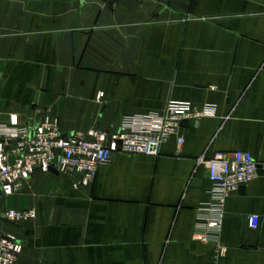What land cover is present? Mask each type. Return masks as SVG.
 Segmentation results:
<instances>
[{"label":"crops","instance_id":"obj_1","mask_svg":"<svg viewBox=\"0 0 264 264\" xmlns=\"http://www.w3.org/2000/svg\"><path fill=\"white\" fill-rule=\"evenodd\" d=\"M171 101L213 112L182 125L180 148L113 153L86 188L38 173L0 195V234L23 245L15 264H264L260 172L206 228L218 220L206 162L236 150L264 162V0H0V130L47 114L66 134H115ZM8 209L37 218L14 225Z\"/></svg>","mask_w":264,"mask_h":264},{"label":"built area","instance_id":"obj_2","mask_svg":"<svg viewBox=\"0 0 264 264\" xmlns=\"http://www.w3.org/2000/svg\"><path fill=\"white\" fill-rule=\"evenodd\" d=\"M212 113L211 107L196 109L187 102L171 101L162 114L124 117L115 134L98 128L66 134L59 120L47 114L38 116L29 126L21 125L17 116H10L7 126L0 130V195H14L36 174H48L50 169L70 175L74 189L86 188L94 182L98 169L109 162L113 153L121 151L157 158L167 140L175 138L179 148L183 145V123ZM206 165L212 185L211 207L218 216L217 221L206 224L207 230L212 231L220 227L225 200L252 182L259 172L264 177V162L259 164L250 152L236 150L228 154L216 153ZM3 218L21 226L35 220L37 212L34 209H8ZM248 227L251 230L258 227L256 216L248 218ZM192 239L201 243L211 241L204 232L194 233ZM22 251L19 239L0 234V264H15Z\"/></svg>","mask_w":264,"mask_h":264},{"label":"water","instance_id":"obj_3","mask_svg":"<svg viewBox=\"0 0 264 264\" xmlns=\"http://www.w3.org/2000/svg\"><path fill=\"white\" fill-rule=\"evenodd\" d=\"M103 1H106V0H103ZM110 2H112V1H110ZM182 125H184V123ZM49 173L50 174H53L54 176H57L58 175V173L55 170H53V169H50L49 170ZM260 174H261V172H260ZM77 178H78V176H77Z\"/></svg>","mask_w":264,"mask_h":264}]
</instances>
